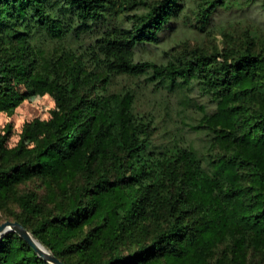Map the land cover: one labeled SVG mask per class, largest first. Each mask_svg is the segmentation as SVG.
<instances>
[{"label": "trees", "instance_id": "trees-1", "mask_svg": "<svg viewBox=\"0 0 264 264\" xmlns=\"http://www.w3.org/2000/svg\"><path fill=\"white\" fill-rule=\"evenodd\" d=\"M116 1L0 0V112L12 113L34 83L55 105L31 147L20 140L5 155L0 135V210L15 202L14 220L65 264H264V45L246 36L164 63L135 60L138 46L170 30L184 0H124L119 10L146 12L94 37V66L106 76L146 74L167 90L196 81L216 103L196 126L210 137L207 152L155 149L130 96L84 94L106 79L77 68L78 55L57 50L39 63L37 37L59 42L98 28ZM34 178L56 187L50 211L17 193ZM0 264L50 263L10 231Z\"/></svg>", "mask_w": 264, "mask_h": 264}, {"label": "rangeland", "instance_id": "rangeland-1", "mask_svg": "<svg viewBox=\"0 0 264 264\" xmlns=\"http://www.w3.org/2000/svg\"><path fill=\"white\" fill-rule=\"evenodd\" d=\"M211 1L184 0L180 15L170 30L164 33L161 41L158 44L138 46L134 59L164 63L185 56L193 49L213 51L215 48L220 49L232 42L240 41L246 36L253 38L259 48L264 45L262 0H225L223 5L206 14L204 9ZM123 2L124 0H117L114 6L104 12L98 28L85 30L78 36L59 42L37 37L35 43L40 50V65L45 67L46 59L51 52L58 54L57 50L71 51L79 57L76 63L80 62L83 65L77 68L84 70L86 74L98 73L99 77L106 79L104 81L98 79L92 86L83 87L84 94L106 99L113 95L121 98L124 95L130 96L131 112L150 127L152 147L173 149L176 145L186 148L191 146L198 152H207L210 137L204 128L196 126L199 125L203 112L212 113L216 103L198 82L194 81L188 87L167 90L146 74L106 76L102 67H96L92 63L87 51L94 37L112 26L129 28L132 23L128 18L130 15L146 12L144 6L127 11L119 10V5H126ZM34 86L35 93L23 100L12 113L0 112V135H7L4 143L5 155L20 140L25 146L31 147L34 144V129L38 127L37 130H40L55 111L54 102L47 93L45 84L34 83ZM54 190H56L54 184L49 185L40 178L31 179L17 187L18 195H31L46 208V211L53 207L49 195ZM19 212L17 204L10 202L6 209L0 210V223L15 221L14 216ZM257 259L253 257L255 262Z\"/></svg>", "mask_w": 264, "mask_h": 264}, {"label": "water", "instance_id": "water-1", "mask_svg": "<svg viewBox=\"0 0 264 264\" xmlns=\"http://www.w3.org/2000/svg\"><path fill=\"white\" fill-rule=\"evenodd\" d=\"M15 232L17 233L22 239L25 240L36 252V254L42 257L50 264H65L61 262L58 258L53 256L40 242H38L32 234L20 223L16 221H5L0 223V239L7 233V232Z\"/></svg>", "mask_w": 264, "mask_h": 264}]
</instances>
